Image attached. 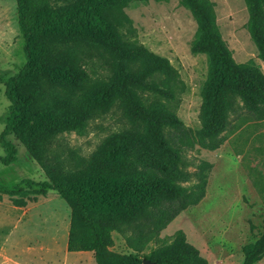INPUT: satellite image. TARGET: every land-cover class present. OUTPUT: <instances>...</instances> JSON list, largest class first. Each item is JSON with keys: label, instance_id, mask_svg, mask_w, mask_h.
I'll return each mask as SVG.
<instances>
[{"label": "trees", "instance_id": "16d2710c", "mask_svg": "<svg viewBox=\"0 0 264 264\" xmlns=\"http://www.w3.org/2000/svg\"><path fill=\"white\" fill-rule=\"evenodd\" d=\"M139 1L146 0H15L24 62L3 80L9 109L0 163L14 160L6 139L12 134L45 179L0 183V193L17 196L12 204L21 207L54 191L69 208L66 251H91L96 264H206L182 230L159 234L204 195L210 164L199 161L188 170L184 153L218 148L236 127L232 115L240 123L264 121V73L252 59H233L212 0H176L194 22L190 53L206 59L199 126L187 129L174 111L181 92L176 69L122 32L131 30L123 7ZM242 1L244 28L264 63V0ZM113 107L125 125L88 156L55 144L62 133L83 134L90 119ZM112 232L124 251L112 250ZM242 253L240 264L264 255V218Z\"/></svg>", "mask_w": 264, "mask_h": 264}, {"label": "rangeland", "instance_id": "374dc122", "mask_svg": "<svg viewBox=\"0 0 264 264\" xmlns=\"http://www.w3.org/2000/svg\"><path fill=\"white\" fill-rule=\"evenodd\" d=\"M216 23L222 39L236 62L254 60L264 73V63L244 28L247 12L242 0H212ZM123 12L131 20V30L122 32L157 55L166 57L178 72L181 92L174 108L184 126L193 130L199 126V88L206 72L203 54H192L189 42L194 22L187 9L176 0H146L130 2ZM22 37L18 29L15 0H0V131L4 127L9 102L3 94V80L23 64ZM236 127L226 132V140L214 150L198 146L184 153L187 169L193 170L199 161L210 164L203 197L182 210L164 229L165 237L180 229L186 240L196 247L206 264H240L243 248L253 243L262 230L264 218V121L240 123L230 116ZM125 125L116 107L90 119L81 135L60 134L55 144L75 149L88 156L111 131ZM6 139L15 147L14 160L0 163V183L12 185L23 178L45 179L38 165L12 135ZM5 149L0 145V156ZM252 168L254 181L246 170ZM0 193V264H96L90 251L66 252L69 208L54 191L48 190L25 205L12 204V198ZM32 195H29L31 198ZM25 199V198H24ZM112 250L124 251L123 240L112 232ZM150 243L147 253L153 248ZM34 262V264H35ZM78 262V263H77ZM39 264V263H38ZM254 264H264V255Z\"/></svg>", "mask_w": 264, "mask_h": 264}, {"label": "crops", "instance_id": "0c3cea01", "mask_svg": "<svg viewBox=\"0 0 264 264\" xmlns=\"http://www.w3.org/2000/svg\"><path fill=\"white\" fill-rule=\"evenodd\" d=\"M66 252H81V251H66ZM90 252H91V251H90ZM91 253H92V252H91ZM0 255H1V257L4 258V260L7 259L5 255H2L1 251H0ZM66 260H67V259H66ZM66 260H65L64 262L62 261L61 264H68V261H66ZM35 261H36L35 258L32 257L28 263H29V264H34ZM38 263H39V264H43V261L38 262ZM38 263L35 262V264H38ZM77 263H78V262H77ZM17 264H19V263H17ZM45 264H46V263H45Z\"/></svg>", "mask_w": 264, "mask_h": 264}, {"label": "water", "instance_id": "95a60500", "mask_svg": "<svg viewBox=\"0 0 264 264\" xmlns=\"http://www.w3.org/2000/svg\"><path fill=\"white\" fill-rule=\"evenodd\" d=\"M142 264H148L146 260H143L142 261Z\"/></svg>", "mask_w": 264, "mask_h": 264}]
</instances>
